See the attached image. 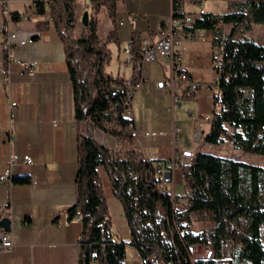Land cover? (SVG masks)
Returning <instances> with one entry per match:
<instances>
[{"label":"trees","instance_id":"trees-1","mask_svg":"<svg viewBox=\"0 0 264 264\" xmlns=\"http://www.w3.org/2000/svg\"><path fill=\"white\" fill-rule=\"evenodd\" d=\"M77 2L37 0L35 9L39 14L48 11L49 24L62 43L75 119L89 123L96 131L125 140L132 119L122 115L121 102L126 94L115 89L122 85L123 79L106 73L107 45L115 33L111 30L106 36L97 34V15L102 7L111 24L115 23L116 0H89L88 24L75 35V24L82 14L78 12ZM255 24H264V0H240L229 12L205 13L195 20L194 28L218 30L221 25H231L229 33L217 37L222 62L218 79L219 110L203 141L220 145L229 140L235 149L264 156V44L236 35L239 27L250 30ZM47 26V22L39 25L42 30ZM131 40L129 82L137 84L142 39L133 31ZM98 166L104 167L110 189L122 204L131 234L135 235L134 245L144 263L191 264L187 245L184 247L173 233L168 201L157 191L155 160L134 149L114 155L109 147L87 133L78 137L77 200L68 209L70 217H76L77 211L80 213L78 264L93 261L122 264L126 257L125 245L113 238ZM180 166L190 193L179 218L202 213L197 218L207 219L214 227L215 258L194 264L242 261L264 264V167L200 151ZM158 206H163L168 225L158 221L155 212ZM227 239H232L236 246L234 257L225 261L220 258V246ZM197 240L191 235L184 242Z\"/></svg>","mask_w":264,"mask_h":264},{"label":"crops","instance_id":"crops-1","mask_svg":"<svg viewBox=\"0 0 264 264\" xmlns=\"http://www.w3.org/2000/svg\"><path fill=\"white\" fill-rule=\"evenodd\" d=\"M36 1L10 0L8 11L11 21L8 23L0 9V27L17 29L19 39L35 38L30 44L13 46L9 50V56L19 61L10 64L9 95L1 84L0 75V173L7 165L10 153L19 156L27 153L33 160L31 165H17L13 169L12 183L0 182V206L10 205L12 208L9 231L13 242L10 249L0 252V264H78L81 224L79 218L69 216L68 209L77 200L75 177L78 137L84 133L83 129L110 149L120 152L134 149L142 154L154 151L160 159L166 160L171 157L172 151L178 154L181 150L189 149L174 142L176 133L172 135L171 131L176 121L170 117L169 111H175L176 105L180 107L183 99L190 98L200 118L193 119L196 124V139L193 143L199 146L194 152H198L206 143L203 137L211 125V122L202 121V116L212 110V100L214 108L215 92L202 88L198 93L172 103V96L177 94L176 87L173 92L167 86L157 87V82L164 81L167 84L170 80L168 60L160 58L145 63L140 87L131 102V119L137 136L131 138L128 135L125 140H121L103 132V136L98 135L89 123L74 117L62 43L49 24L48 11L37 13ZM237 1L240 0H116L115 23L111 24L102 7L97 18L101 15L103 22L101 24L98 18L97 34L106 36L111 30L115 33L107 45L109 62L111 44L115 45L118 53L124 52L133 31L138 32L141 39L154 40L161 22L176 9L193 15L196 20L201 4L206 13L219 15L233 10ZM87 6L89 0H78V12H83ZM23 15L27 19H23ZM41 22H47V28L40 29ZM230 29L231 25H221L218 30L195 29L193 39L179 41L177 47L182 56L180 64L190 79L201 82L213 79L215 62L221 57L217 37L229 33ZM6 53L0 49V59ZM127 65L121 71V65L117 64L116 71L106 70V73L112 78L130 81L132 66ZM175 80L177 85L178 81ZM50 90H53L51 94L48 93ZM11 101L18 103L12 118L9 116ZM145 131H163L164 134L152 139L143 136ZM97 172L103 191L106 182L109 196L116 199L104 167L98 166ZM31 175L37 177L33 189L25 182ZM105 199L107 202L106 196ZM126 228L130 234L127 224Z\"/></svg>","mask_w":264,"mask_h":264},{"label":"built area","instance_id":"built-area-1","mask_svg":"<svg viewBox=\"0 0 264 264\" xmlns=\"http://www.w3.org/2000/svg\"><path fill=\"white\" fill-rule=\"evenodd\" d=\"M179 2L191 1V0H178ZM10 0H0V9L2 13L6 16L7 23L11 21V17L8 11V4ZM201 8L198 10L199 18L206 13L203 4L200 5ZM89 6L86 7V9ZM193 15L184 13L182 10L172 11L170 16L164 19L159 27L156 30L155 38L142 39L141 44V57L139 59L138 71L140 74V80L137 84H132L129 81L123 79L122 85L116 86L117 92H123L126 94V99L121 103L122 115L125 118L131 119V102L135 97L136 92L141 84V73L143 64L149 62H155L160 58H166L169 63L171 76L170 80L166 84L164 81L157 82V87H168L171 92L174 91L175 87L177 94L172 96V103L180 100L183 96H192L200 91L202 88L213 89L215 92V104L214 108L209 114L202 116L204 121L212 122L215 118L216 113L219 110V90H217V81L219 79V71L222 66L221 57L215 62V73L211 83H202L201 81L192 80L189 78L186 73L185 68L180 64L182 56L181 52L178 49L177 45L181 39L191 40L195 37L193 25ZM23 19H27L26 15H23ZM80 27H83L81 19L79 21ZM0 49L5 50L6 55L2 56L0 59V75H1V84L7 90L8 95L10 94V84H11V71L10 64L11 62L19 63L18 60L11 58L9 56V50L11 47H23L27 44L32 43L34 38H23L19 39L17 37V29H10L5 26L0 27ZM132 46V40L129 39L126 42V47L124 53L126 55V63L131 64L130 50ZM178 79L177 85L176 80ZM176 85V86H175ZM117 104V103H116ZM115 104V105H116ZM109 105L113 106L114 104ZM18 106L16 101H11L9 103V116L13 117L14 109ZM193 119H196L193 117ZM129 136L135 138L137 132L134 130L133 123L130 122L128 125ZM178 128L172 129V135L176 132H179ZM163 131H145L143 136L147 138L154 139L159 135H163ZM113 154L119 152L117 149H111ZM146 158L154 159V178L156 180L157 191L164 196L169 204L171 224L174 228L173 233L176 234L179 242L185 247L188 260L191 264H194L195 261L214 259L216 255L215 250V238H214V227L208 222L206 223L202 219L189 216V218H179V214L185 211L187 205V196L190 193L189 187L186 185L184 176L181 170V164L187 163L193 156L194 152L189 149L181 150L178 154L172 151L171 157L169 159L163 160L160 159V156L157 152L151 151L148 154H142ZM33 160L31 156L27 153L19 156L17 153H10L8 157V162L3 171L0 173V182H8L10 177H12L13 169L17 165H31ZM184 181V193L178 194L176 191L177 181ZM26 184L30 189H33L37 184V177L35 175L29 176V179H26ZM122 205V204H121ZM168 206V205H167ZM163 206H158L155 209V212L158 216V221L162 222V225L165 226L169 224L168 218H165ZM12 213V208L10 205L0 206V252H4L10 249L13 246L12 237L10 231H6L1 225V220L4 218L10 219V214ZM136 215V214H135ZM76 217H80L79 211L76 212ZM121 218L126 222L129 229V237H122L118 242L123 243L126 247V250L129 249L133 253L134 263L133 264H145L140 253L136 249L134 242V236L132 235V228L128 222L127 215L125 214L123 208L121 213ZM164 218V219H163ZM200 220V221H198ZM196 223L198 225H196ZM200 224V228H199ZM198 228H196L195 226ZM168 227V226H167ZM137 230V229H136ZM119 233V232H118ZM195 236L199 240L194 242H189L186 244L184 239L189 236ZM173 237V236H172ZM174 239V238H173ZM231 245H236L232 239H227L221 242L220 246V258L222 260L228 261L229 248ZM94 262V261H93ZM169 262V261H168ZM164 264V263H163ZM171 264V263H168Z\"/></svg>","mask_w":264,"mask_h":264},{"label":"rangeland","instance_id":"rangeland-1","mask_svg":"<svg viewBox=\"0 0 264 264\" xmlns=\"http://www.w3.org/2000/svg\"><path fill=\"white\" fill-rule=\"evenodd\" d=\"M98 18L101 19V24H102L103 22L102 16L99 15ZM80 19L81 17L79 18L78 22L75 24L76 26V31L74 29L75 35H78L79 32L83 28V27H80L79 25ZM236 35L240 38L252 40L258 44H264V24H255L254 26H252L250 30H245L243 27H239L237 29ZM110 51H111L110 61L108 62V64H106V70L107 71L111 70L113 72L116 71L117 64L121 65V71H122V68L124 67L127 68L128 65L126 63L125 53L122 51L118 53V50L114 44H111ZM66 74H67V71H66ZM211 81L212 79L206 82H202V83L208 84V83H211ZM52 92L50 90L48 93L51 94ZM191 102H194L193 99L185 98L183 99V101H181L182 104L180 107L176 105L174 109L175 111L170 110L169 112H170V117L171 118L174 117L176 121L175 128H178L180 130L179 132H176L174 142L176 143V145H180V146L185 145L189 147V149H192V151L194 152V150L199 146H196L195 143H193L195 142V139H196V129H195L196 124L194 123L193 117L198 118V116H197L196 105L195 103L193 105ZM211 102H212L211 106L213 110V100ZM211 111L209 113H211ZM205 129H206V125H205ZM83 132L87 133L86 129H83ZM94 132L98 133V135L100 136H103L102 132L100 131L94 130ZM95 136L97 137V134ZM199 151L203 153L221 156V157L236 159V160H240V161H244L247 163H251V164L264 167V156L254 154V153L244 152L240 149H235L229 140L224 141V143L221 145H210L208 143H205L203 147L199 148ZM184 190L185 188H184L183 179L181 182L177 181V185H176L177 193L183 194ZM108 193H109L108 185L106 182H104V194L107 197V203H108L107 205L109 209L110 219L112 222V230L114 233L113 238L117 242L122 237L127 238L129 233L126 228V222L121 218V213H122L121 202L118 200V198L116 199L111 198ZM200 215H203V214L202 213H192L191 214V216L194 217L195 220H197V217ZM203 221L208 223L207 219ZM196 225L198 224L196 223ZM199 228H200V224H199ZM262 235H263L262 240L264 242V229H262ZM133 263H134L133 253L132 251L127 249L126 257L122 261V264H133ZM239 264H248V263L242 261Z\"/></svg>","mask_w":264,"mask_h":264},{"label":"water","instance_id":"water-1","mask_svg":"<svg viewBox=\"0 0 264 264\" xmlns=\"http://www.w3.org/2000/svg\"><path fill=\"white\" fill-rule=\"evenodd\" d=\"M88 20H89V12H88V10L85 9L82 12V14H81V22H82L83 26H86L88 24ZM89 136L92 137L91 133L89 134ZM1 225L3 226V228L6 231H9V229H10V219L9 218L2 219L1 220Z\"/></svg>","mask_w":264,"mask_h":264},{"label":"bare ground","instance_id":"bare-ground-1","mask_svg":"<svg viewBox=\"0 0 264 264\" xmlns=\"http://www.w3.org/2000/svg\"><path fill=\"white\" fill-rule=\"evenodd\" d=\"M194 22H195V18H193V25H194ZM217 90H219V87H218V81H217ZM13 174H12V177H10V179H9V182H11L12 183V181H13ZM235 246L236 245H231L230 246V248H229V255H228V259H232V257H234L233 255H234V250H235Z\"/></svg>","mask_w":264,"mask_h":264}]
</instances>
